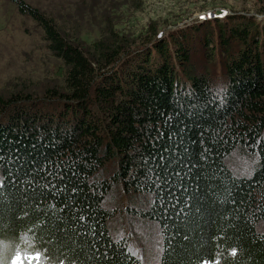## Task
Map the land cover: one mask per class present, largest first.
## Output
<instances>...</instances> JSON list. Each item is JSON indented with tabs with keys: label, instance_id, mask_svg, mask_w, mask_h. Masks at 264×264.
<instances>
[{
	"label": "trees",
	"instance_id": "obj_1",
	"mask_svg": "<svg viewBox=\"0 0 264 264\" xmlns=\"http://www.w3.org/2000/svg\"><path fill=\"white\" fill-rule=\"evenodd\" d=\"M13 1L63 71L42 97L0 94V264L21 250L46 264H264V0L167 34L108 26L89 45ZM238 151L248 175L228 165ZM118 188L129 225L158 233L157 259L112 234Z\"/></svg>",
	"mask_w": 264,
	"mask_h": 264
},
{
	"label": "rangeland",
	"instance_id": "obj_2",
	"mask_svg": "<svg viewBox=\"0 0 264 264\" xmlns=\"http://www.w3.org/2000/svg\"><path fill=\"white\" fill-rule=\"evenodd\" d=\"M52 18L65 33L81 40L84 45L101 37L107 27L140 37L147 27L167 32L198 20H211L212 14H257L256 0H22ZM257 16V15H255ZM260 16V14H258ZM137 40V39H136ZM62 65L47 48V41L37 22L22 14L13 0H0V94L4 97L24 91L33 97L45 95L48 88L62 84ZM256 164V161H255ZM228 165L239 174H249L254 167L238 151L232 152ZM127 196L116 189L113 201L107 206L113 210L110 219L112 234L124 227V237L140 259L155 260L159 255V236L150 227L144 232L130 226L131 216L126 212ZM132 227V228H131ZM264 228V221L258 229ZM0 242V254L5 249ZM9 264H46L39 254L17 252Z\"/></svg>",
	"mask_w": 264,
	"mask_h": 264
},
{
	"label": "built area",
	"instance_id": "obj_3",
	"mask_svg": "<svg viewBox=\"0 0 264 264\" xmlns=\"http://www.w3.org/2000/svg\"><path fill=\"white\" fill-rule=\"evenodd\" d=\"M214 16H215V14H212V15H210L209 17L212 18V17H214Z\"/></svg>",
	"mask_w": 264,
	"mask_h": 264
}]
</instances>
